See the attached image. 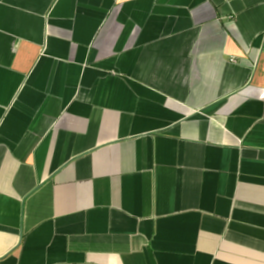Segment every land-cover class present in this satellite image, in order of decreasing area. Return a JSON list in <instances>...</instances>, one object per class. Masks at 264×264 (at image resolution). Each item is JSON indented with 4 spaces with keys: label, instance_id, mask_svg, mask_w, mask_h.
<instances>
[{
    "label": "crops",
    "instance_id": "0c3cea01",
    "mask_svg": "<svg viewBox=\"0 0 264 264\" xmlns=\"http://www.w3.org/2000/svg\"><path fill=\"white\" fill-rule=\"evenodd\" d=\"M0 264H264V0H0Z\"/></svg>",
    "mask_w": 264,
    "mask_h": 264
}]
</instances>
